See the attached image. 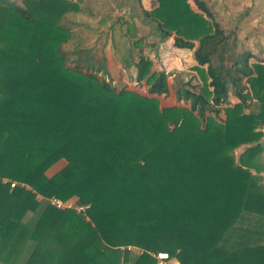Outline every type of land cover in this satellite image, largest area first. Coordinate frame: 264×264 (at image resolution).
<instances>
[{
  "label": "trees",
  "instance_id": "trees-1",
  "mask_svg": "<svg viewBox=\"0 0 264 264\" xmlns=\"http://www.w3.org/2000/svg\"><path fill=\"white\" fill-rule=\"evenodd\" d=\"M77 1L0 0V264H264V58L249 63L201 0H135L195 62L172 77L187 105L160 107L156 43L119 54L146 95L67 65Z\"/></svg>",
  "mask_w": 264,
  "mask_h": 264
},
{
  "label": "rangeland",
  "instance_id": "rangeland-1",
  "mask_svg": "<svg viewBox=\"0 0 264 264\" xmlns=\"http://www.w3.org/2000/svg\"><path fill=\"white\" fill-rule=\"evenodd\" d=\"M15 2L16 4H20L21 0H11ZM74 1V0H73ZM76 1V0H75ZM204 2V0H201ZM207 1V0H205ZM217 2V0H209ZM220 1V0H218ZM242 0H238L237 4L238 6L234 7L232 11L227 7L225 8V14H223V17H218V20L220 21V24L225 28H231L235 24H240V22L237 21V14L243 10V6L240 4ZM78 2V1H77ZM146 3H143L144 6L147 8L149 7V2L145 1ZM188 3L190 4L191 8L195 10V7L191 3V0H188ZM209 3V2H207ZM259 3L262 6L263 1H259ZM79 12L77 13H67L66 15V21L69 26L70 32L72 34V40H70L68 43L64 44L62 46L63 51L66 53H69L68 55V62L67 65H80L82 71H93L100 69L99 75L102 76L105 80H108L109 78H112V84L114 86H117L116 81H122L124 79L125 85L127 86L126 89L130 91H135L140 95H146V87L143 83H141L140 87L137 88L135 86L134 82V76L130 75V72L125 71L124 73H115V71H112L110 74L111 76L107 75L105 72V69H103V65L99 67L96 65V59L99 57L98 48L99 43L102 42L103 36L106 35L107 42L109 40L111 46L115 49L116 55L114 56L115 59L119 54H126L128 51H131L133 54L136 53L135 49L130 50V44L132 41V38H141L142 36L145 37L146 40H149L150 42L158 44V37L156 36L155 32V26L152 22L149 20H146L145 18H142L140 15V11L137 7V4L135 0H79ZM213 5V4H212ZM127 10V12H126ZM260 18L258 21H254L253 24H251L252 28L254 27L253 36L257 38L258 44H264V9H260ZM124 11L125 13H122ZM131 15V17L129 18ZM221 14V13H220ZM103 16V18H102ZM107 18V19H106ZM128 18V20H127ZM136 27L137 31L135 32V35L132 33V26L129 24V22ZM258 22V23H257ZM261 23L259 26L257 24ZM125 33L127 37L125 36ZM259 37H258V36ZM150 38V39H149ZM100 40V42H99ZM170 42V39L168 40ZM166 41V42H168ZM166 47L169 52L173 51L170 48V45L166 43ZM78 47V50L76 54L71 55V50H74ZM260 48V47H258ZM146 51V49H145ZM182 52V51H181ZM189 54H183L184 56H181L182 54L180 51L175 52L178 54L176 56L173 54L170 58L168 52H166L163 57L160 58L161 64H155L153 65L152 71L159 72L161 70H164V72H168L167 76V84H168V91L166 95L156 96V99L158 100L160 107H171L174 105L179 106H185L187 105V101H180L176 103L175 97H174V81H173V74L175 70H179V68L183 65V70L192 71L191 68H189L192 64H195L193 57H192V51H189ZM161 53V50H160ZM176 57H175V56ZM264 55V53H263ZM262 58L264 56H261ZM169 58V61H168ZM258 58V57H257ZM253 62V60H249V63ZM132 71V70H131ZM132 84V85H131ZM229 100L233 102V98L230 97ZM230 102V103H231ZM240 153L239 150L235 151L236 156ZM262 165H264V156L259 158ZM60 167V166H58ZM56 168V167H55ZM253 173V171H251ZM264 178V172L260 174ZM70 203H73V198L69 199ZM172 261L170 260L167 264H172Z\"/></svg>",
  "mask_w": 264,
  "mask_h": 264
},
{
  "label": "crops",
  "instance_id": "crops-1",
  "mask_svg": "<svg viewBox=\"0 0 264 264\" xmlns=\"http://www.w3.org/2000/svg\"><path fill=\"white\" fill-rule=\"evenodd\" d=\"M145 1H148L149 2V7H150V1L149 0H141L140 1V5H141V7H142L143 10L149 11L151 8H149L147 10V8L143 4V3H146ZM237 1L238 0H220V1L217 0V2H214L213 3V1H209V0L205 1L204 0V2L209 6V8L212 10L214 16L217 19H218V17H221V18L223 17V14H225V8L228 7L230 9V11H232V9L234 7L238 6ZM259 1H263L262 6L259 3ZM207 2H209V3H207ZM240 4L244 8L243 10H241L240 13L237 14V21L240 22V24H235V25L232 26V27L236 26V28H237L236 36H237L238 43H239V49L242 50V51H244V52H249L250 54H252V57L253 58L250 59V60H254V58H257V57L258 58H262L261 56H264L263 55V53H264V44H258L257 38H255V36H253V31H254V27L255 26H253V28H252L251 24H253L254 21L255 22L258 21V19L260 18V16H259L261 14L260 13V11H261L260 9L261 8L264 9V0H242L240 2ZM126 12H127V10H126ZM122 13H125V12L122 11ZM128 17H129V14H128ZM130 17H131V15H130ZM102 18H103V16H102ZM261 19H259V20H261ZM127 20H128V18H127ZM219 23H220V21H219ZM260 24L261 23H259L257 25L259 26ZM261 36H264V35H261ZM106 38H107L106 35L103 36L102 42L99 43L100 45H99V48L97 50L98 53H99V57L96 59V62H95L96 65L102 64L103 67H104V69H105L106 74L109 75V76H111L110 74L112 73V71H115V73H117V74L118 73L119 74L120 73L122 74L125 71H127V72H130V75L135 76V69H134V67H130L129 69H123L122 66H121V63L119 61V56H117L116 59H115V57H114L116 55V53L114 51L115 49L111 46L109 40L107 42V39ZM142 38H143L142 41H141V44L142 45H145L147 43H153V42H150L149 40H146L144 36H142ZM99 42H100V40H99ZM166 43H168L170 45V48L173 51H171V52L168 51V49L166 47V45H167ZM156 45H158L157 50H156V53H157V56H158V60L160 62L159 63V66L162 65L160 58L163 57L162 55H164L166 52H168L169 54L171 53V55H169V58L173 54H175L176 56H178V54L175 53L177 51H180V53L182 54L181 56H184L183 54H186L187 55V54L190 53L189 51H183V50L173 49L171 47V44H170L169 41L168 42L165 41L163 43H158ZM258 47H260V48H258ZM160 50H161V53H160ZM164 57H165V55H164ZM169 58H168V61H169ZM194 66H195V64H192L189 68H192ZM154 67H156V65ZM182 67H183V65H182ZM182 67L179 68V70H177V71H180L183 74L193 73L192 71H188V70H185L184 71ZM111 79L112 78H109L108 80H111ZM116 84H117V87H125V88L127 87L125 85H128V84H125L124 79H122V81L117 80L116 81ZM233 100H234L233 102H231V100H229V101L231 103H234L236 100L234 98H233ZM261 131L264 133V126L262 127ZM260 144L263 147V153L260 155V157H262V156H264V135H263V137L260 140ZM237 150H239L240 153H241L242 152V147L239 148V149H237ZM64 165H65V162L64 161H62V160L58 161L57 163H55L52 167H50L46 171V175L49 176V177L52 176L54 173H56L61 168H63ZM58 166H60V167H58ZM172 264H177V262L176 261H172Z\"/></svg>",
  "mask_w": 264,
  "mask_h": 264
},
{
  "label": "built area",
  "instance_id": "built-area-1",
  "mask_svg": "<svg viewBox=\"0 0 264 264\" xmlns=\"http://www.w3.org/2000/svg\"><path fill=\"white\" fill-rule=\"evenodd\" d=\"M14 183L10 184V187H13ZM36 199L39 201L42 198L37 196ZM46 201L49 203L50 206L56 208V209H74L77 213L83 212L87 206H78L76 205V201L73 200V203H70V200L67 201H60L56 198H48ZM152 257L155 258L156 263L155 264H167L170 262V259H168L167 255L165 253H157L155 255H152Z\"/></svg>",
  "mask_w": 264,
  "mask_h": 264
}]
</instances>
